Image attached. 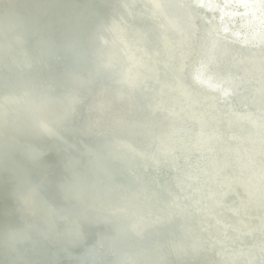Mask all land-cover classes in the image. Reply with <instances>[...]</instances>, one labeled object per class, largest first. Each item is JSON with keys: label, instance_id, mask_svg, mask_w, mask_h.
<instances>
[{"label": "water", "instance_id": "water-1", "mask_svg": "<svg viewBox=\"0 0 264 264\" xmlns=\"http://www.w3.org/2000/svg\"><path fill=\"white\" fill-rule=\"evenodd\" d=\"M1 1L10 10L0 13L1 150L8 151L2 130L8 126L36 142L56 139L83 148L93 139L113 151V159L99 155L98 161L113 177L111 194L121 205H112L108 193L90 192L67 154L77 189L62 216L50 201L64 197L41 201L35 189L24 191L15 180L17 195L27 203L16 210L32 220H47L43 234L71 240L56 248L57 255L68 264H264V150L259 147L264 47L233 48L214 38L227 62L221 55L214 60L211 50L202 53L201 43L210 33L200 13L208 0L198 5L190 0H97L105 11L84 0L79 15L97 21L90 31L66 19L57 30L40 26V18L18 8L17 0ZM60 4L72 3L43 0L39 5ZM61 33L69 37L70 48L56 41ZM61 57L60 78L55 63ZM182 59L180 90L165 68L178 73ZM6 76H13L17 87L11 88L13 80ZM205 80L237 92L209 87ZM107 95L117 104L128 103L137 115L152 103V111L178 117L163 124L161 117L150 126L121 123L102 129L89 110L100 99L97 113L106 110ZM192 114L197 122L192 123ZM229 120L234 130L228 129ZM246 130L258 142L254 147L241 139ZM24 153L33 156L25 166L42 168L46 152ZM114 159L125 165V172L113 169ZM124 180L136 186L134 197L119 183ZM40 202L45 208L37 210ZM21 228L40 247L27 225ZM99 229L104 232L99 239H87ZM85 244L86 253L74 260L70 252ZM100 253L112 261H103Z\"/></svg>", "mask_w": 264, "mask_h": 264}, {"label": "bare ground", "instance_id": "bare-ground-1", "mask_svg": "<svg viewBox=\"0 0 264 264\" xmlns=\"http://www.w3.org/2000/svg\"><path fill=\"white\" fill-rule=\"evenodd\" d=\"M41 1L43 0H17V7L37 15L41 20L40 26L47 25L55 27L56 30L65 19L70 22L73 27L78 26L77 28H85L87 31L92 30L97 25L95 19H86L79 15L82 9L81 3L84 0H71V5H48L49 7L46 6V8L39 5ZM45 1L50 2V0ZM89 1L92 7H103L105 11V4L100 7L97 0H95L96 2L93 0ZM190 1L195 5L201 3V0ZM262 3L263 6H261ZM206 8H210L209 12H205ZM206 8L204 7V9H202L200 15L206 22L204 31H208L210 36L206 41H202L201 43L202 46L200 50L202 53L211 50L214 60L218 58V55H221L222 63L227 62L228 58H226L225 53L220 51L218 47L215 49L216 45L212 40L214 38L228 42V45L233 48L250 47L258 51L262 50L264 47V0H208ZM6 11L8 13L10 12L9 6L6 2L1 1L0 13H5ZM16 19L17 21H21L19 20L21 18ZM81 24L83 26H80ZM56 41L59 42L60 45L71 47V41L66 33H61L60 37L56 38ZM148 51H150V49H148ZM188 54L189 56L191 55L190 52H188ZM199 57L198 55L194 63L199 60ZM161 59L163 60V58ZM63 61L64 58L61 57L55 63L56 73L59 77L63 69ZM185 61L186 59H182V65L178 73L172 71L168 72L165 68L168 77L177 80V85L178 88L180 87V90L181 87H184L181 74ZM0 75L2 74L0 73ZM6 78L13 80L11 88L17 87L13 76H6ZM61 81L63 80L61 79ZM218 84L223 83H213V81L206 82V85L209 87ZM239 85L241 86L242 83ZM218 87H221V91L237 92L235 89L236 87H224L222 85H218ZM100 101L101 99L95 103L93 102L89 111L90 118L102 129L111 130L115 128V124L121 123H123L124 127H135L131 125L132 123H142L143 126H150L155 123L154 121L156 118L159 119L161 117L162 119L159 120V123L163 124L166 121L172 122L173 119L178 117L168 116L164 112L158 110L152 111V103H148L145 110L140 115H137L134 109H128V103L117 104L109 95L105 97L107 109L101 114H98L97 107ZM132 104L133 103H131V105ZM115 110L117 111L113 113ZM191 118L192 123L198 120L195 114H192ZM194 124L196 125V123ZM233 125V121L229 120L227 124L228 129L234 130L232 129ZM2 130L6 136L5 143L8 146V151L4 153L0 147V264H13L12 262L14 260H19L22 264H53V262L56 264H68L61 258L62 254L57 255L55 250L61 245L70 244L71 240L67 239L63 242L60 234H52L50 236L43 234L41 228L47 225V220L42 217L32 220L21 215L16 210L19 204L27 205V203L17 195L14 182L18 180L22 184L24 191L35 189L41 201H50V198L54 197H64V200L55 198L50 201V207L58 213L56 215L62 216L59 215L63 214L62 208L71 202V198L77 189L73 171L69 165L70 160L74 163L75 167L83 172L81 182L90 192L101 195L108 193L111 199H113L111 201L112 205H121L122 202L111 194L115 188L113 177L110 175L108 169L103 166L104 164L98 161L99 155H106L113 159V151L111 149H105L102 143L93 139L89 140L86 145L81 148L75 144H67L66 142L56 139H49L45 142L32 141L25 136H17L8 126L3 127ZM241 139L245 144H248L249 147H254L258 144L257 140L253 139V135L249 130L241 133ZM263 141L264 136L261 139V143H259V147L262 151L264 150ZM73 147L80 152H75ZM26 149L33 153H39L41 151L46 152L44 161H42L44 164L41 165V169L24 165L26 162H32L33 159L32 155L24 153ZM66 154L69 160L67 157H64ZM93 154H97L96 159ZM52 162L55 164L58 163L60 166L52 165ZM112 165L113 169L118 172H125L126 170L125 165L115 159ZM119 183H121L127 192L134 197L136 186L126 180ZM35 208L37 210H42L45 208V205L40 202ZM79 209H83V207H79ZM22 224L27 225L33 237L39 239V246L47 249V253L46 251L42 253L40 247L33 244L27 237H24L25 235L21 228ZM100 233L104 234L103 230L99 229L97 233L94 232V234H89L93 236H87V239H99ZM17 240L21 245L17 244ZM87 246L88 244H85L79 250L71 251L70 255L74 260L79 261L83 254L86 253ZM100 255L104 257L102 253H100ZM103 261L111 262L112 260L104 257ZM87 264L91 263L88 261Z\"/></svg>", "mask_w": 264, "mask_h": 264}]
</instances>
